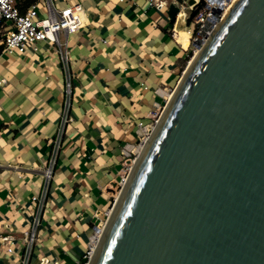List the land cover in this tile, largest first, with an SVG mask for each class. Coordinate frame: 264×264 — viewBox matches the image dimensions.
I'll return each instance as SVG.
<instances>
[{
	"label": "crops",
	"instance_id": "1",
	"mask_svg": "<svg viewBox=\"0 0 264 264\" xmlns=\"http://www.w3.org/2000/svg\"><path fill=\"white\" fill-rule=\"evenodd\" d=\"M56 1L58 8L81 4L85 25L74 34L59 33L69 54L71 121L64 125L36 229L30 259L36 264L50 254L55 264L81 259L70 243L85 238L88 247L93 233L87 232L109 208L113 184L128 164L123 150L138 143V125L164 105L168 97L158 90L171 93L187 56L173 35L182 26L147 0ZM31 48L23 55L0 54V79L6 81L0 86V234L31 227V198L42 192L65 108L59 55L47 42ZM16 242L20 247L0 243V264H17L5 252L11 246L21 255Z\"/></svg>",
	"mask_w": 264,
	"mask_h": 264
},
{
	"label": "water",
	"instance_id": "2",
	"mask_svg": "<svg viewBox=\"0 0 264 264\" xmlns=\"http://www.w3.org/2000/svg\"><path fill=\"white\" fill-rule=\"evenodd\" d=\"M175 2L193 5L184 28L204 6ZM177 11L168 5L170 22ZM227 12L181 73L88 264H264V0Z\"/></svg>",
	"mask_w": 264,
	"mask_h": 264
},
{
	"label": "built area",
	"instance_id": "3",
	"mask_svg": "<svg viewBox=\"0 0 264 264\" xmlns=\"http://www.w3.org/2000/svg\"><path fill=\"white\" fill-rule=\"evenodd\" d=\"M149 5L154 6L157 9H167L170 3H174L178 11L175 14L174 26H184L187 18V13L193 8V5H187L186 2L177 3L175 0H147ZM204 6L198 10L195 16L192 18L190 24L194 25V31H192L190 24L186 28L188 32V48L186 49L188 63L199 51L200 46L207 40L208 36L215 29L217 24L222 20L228 9L231 7L234 0H202ZM195 3H198L195 1ZM39 6L45 8L46 18H39ZM186 11V13H185ZM85 25L84 10L81 4L72 2L62 8H57L54 5L53 0H34L28 5H24V0H0V54H18L23 55L26 53L29 47H36L41 42L49 43L55 52L59 55L61 62L65 67V108L61 119V125L59 132L56 136V140L53 142L52 154L48 160V165L43 171L44 186L39 196H33L31 201L35 204V214L31 221V227L29 231L16 234L14 232H7L0 234V243H10L11 245L19 241L22 244V254L17 255L14 248L11 246L5 247L6 255L15 257L17 264H30L31 253L34 244L36 243V229L41 223L42 213L45 207V201L48 193V184L53 174V168L55 165L58 150L60 148V140L62 138L64 125L71 121L69 116V108L71 103V74L69 71V54L67 51L66 42H61L59 38L60 32H65L67 35L74 34L83 28ZM174 33V29H173ZM174 35V34H173ZM198 42H200L198 44ZM5 79H0V86H4ZM172 92V91H171ZM170 94V93H169ZM171 95V94H170ZM160 107L155 106L152 112L148 124L143 134L139 133L138 143L135 147L142 146L150 135L151 130L157 123L163 108L166 104ZM139 127L142 124L138 125ZM126 148L123 150L125 156H133L134 158L128 159V164L123 168V174L120 176V180L117 183L116 190L120 191L123 185L126 183L128 174L132 168V165L137 157L138 153L128 152ZM115 201V198L112 197ZM112 208V206H111ZM110 208V209H111ZM107 210L104 216L107 220ZM100 224L102 220H99ZM99 225L94 226L93 234L90 239L100 232ZM89 239V243H90ZM90 244L86 254L84 256V264H88L91 258ZM38 264H48V259L42 257Z\"/></svg>",
	"mask_w": 264,
	"mask_h": 264
},
{
	"label": "bare ground",
	"instance_id": "4",
	"mask_svg": "<svg viewBox=\"0 0 264 264\" xmlns=\"http://www.w3.org/2000/svg\"><path fill=\"white\" fill-rule=\"evenodd\" d=\"M237 1L238 0H234L233 1V3H232V5L234 4H236L237 3ZM228 13V12H227ZM227 13H226V15H227ZM179 28V27H178ZM174 38L176 39V41H177V43L181 46V49H187L188 48V32H187V29L186 28H184V27H182V28H179V29H176L175 31H174ZM198 53H199V51L198 52H196V54H195V56L196 55H198ZM194 56V57H195ZM172 93V92H171ZM170 93V94H171ZM158 94L159 95H161V96H165V97H168V99L170 98V94H167L166 93V91L165 90H158ZM167 99V100H168ZM147 127V126H146ZM146 127L145 126H140V127H138V132L140 133V134H143L144 133V131H145V129H146ZM135 134V133H134ZM144 148H145V146H138V147H135L134 145H129V146H126V153H128V152H134V153H138L137 154V156L139 155V153L141 152V150H144ZM132 160V159H131ZM127 161H128V159H127ZM134 164V163H133ZM133 166V165H132ZM131 171V170H130ZM127 181V180H126ZM114 191H113V194H112V197H114L115 198V200L116 199H118L119 198V194H120V191H118V190H116V189H113ZM111 209H109V211H108V214H107V217L108 216H110L111 217ZM106 222V218L104 219V223ZM104 223H101L100 224V222L98 223V224H96V225H99V227L101 228V231L100 232H96V234H94V236L90 239V250H91V252H90V254H91V256L94 254V251H95V249H96V246H97V243H98V241L101 239V236H102V231H103V229H104Z\"/></svg>",
	"mask_w": 264,
	"mask_h": 264
},
{
	"label": "rangeland",
	"instance_id": "5",
	"mask_svg": "<svg viewBox=\"0 0 264 264\" xmlns=\"http://www.w3.org/2000/svg\"><path fill=\"white\" fill-rule=\"evenodd\" d=\"M54 2H55V6L57 7V6H59L58 5V3H57V1L56 0H53ZM194 1H196V2H198L199 0H194ZM58 8V7H57ZM39 18L40 19H43V18H46V10H45V8H42L41 6H39ZM190 27H191V29H192V31H194V25L191 23L190 24ZM29 49V51H33L32 50V48L31 47H29L28 48ZM188 59L189 58H186V60H185V62L183 63V65H182V71H181V73L185 70V68H186V66L188 65ZM180 73V74H181ZM137 129H138V127H137ZM136 129V130H137ZM124 156V159H133L134 157L133 156H125V155H123ZM117 181H119V179H117ZM116 181V182H117ZM111 186V185H110ZM113 188L114 189H116L117 188V184H113ZM112 187H109V192H112V189H111ZM113 203H114V200H111L110 201V206H109V208L108 209H110L111 208V206L113 205ZM107 209V210H108ZM99 218H101V220H102V223H104V219H105V216H104V214L103 215H100L99 216ZM99 223V219L95 222V225L96 224H98ZM27 227H28V225L27 224H25ZM26 227V228H27ZM29 229H30V226H29V228H28V231H29ZM18 230H22V228H20V229H18ZM92 234L93 233V231H92V228L87 232V234ZM37 240H38V242L41 240V237H39L38 236V238H37ZM68 242H69V240H67ZM66 241V242H67ZM85 238H82V240H75V241H73V242H71L70 244H71V246H72V248L74 249L73 250V254L74 255H76V253H78V254H80V255H82V257H81V259L78 261V262H76L75 264H84V261H85V259H84V256H85V254H86V251H87V248L85 247ZM15 244H16V247H20V245H19V243H17V242H15ZM22 248H20L18 251L19 252H22V250H21ZM75 252V253H74ZM77 256V255H76ZM48 264H55V262L57 261V257L55 256V255H53V254H50L49 256H48ZM56 260V261H55ZM9 264H13V263H9ZM30 264H36V260H32L31 261V263Z\"/></svg>",
	"mask_w": 264,
	"mask_h": 264
},
{
	"label": "trees",
	"instance_id": "6",
	"mask_svg": "<svg viewBox=\"0 0 264 264\" xmlns=\"http://www.w3.org/2000/svg\"><path fill=\"white\" fill-rule=\"evenodd\" d=\"M34 0H24V5H28L30 3H32Z\"/></svg>",
	"mask_w": 264,
	"mask_h": 264
}]
</instances>
